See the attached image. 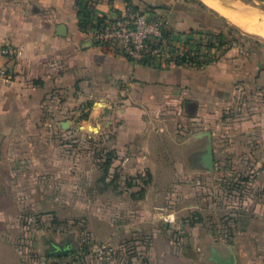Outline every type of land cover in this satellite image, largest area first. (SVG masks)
<instances>
[{
  "label": "crops",
  "instance_id": "0c3cea01",
  "mask_svg": "<svg viewBox=\"0 0 264 264\" xmlns=\"http://www.w3.org/2000/svg\"><path fill=\"white\" fill-rule=\"evenodd\" d=\"M74 2L0 0V264H31L23 242L36 232L25 222L30 225L37 212L71 207L74 195L91 191L89 156L75 155L67 136L89 126L115 154L109 174L127 179L115 191L108 179L106 185L99 181L104 196L97 204V234L103 243L145 245L147 264H214L213 256L231 254L235 264H264L252 214L264 210V199L240 202L235 215L229 211L236 208L227 207L236 218L229 224L226 216L227 226H220L189 219L173 184L195 171L187 163L194 153L198 177L210 176L218 162H241L242 194L263 195L264 53L232 44L199 65L135 64L95 43L93 26L78 28ZM149 2L89 0L92 23L129 3L162 12L174 33L199 28L191 0ZM65 122L69 127L62 129ZM58 128L64 138H57ZM204 132L210 133L212 170L200 164ZM137 175L148 183L143 198L132 199L142 187ZM90 204L82 196L80 207Z\"/></svg>",
  "mask_w": 264,
  "mask_h": 264
},
{
  "label": "rangeland",
  "instance_id": "374dc122",
  "mask_svg": "<svg viewBox=\"0 0 264 264\" xmlns=\"http://www.w3.org/2000/svg\"><path fill=\"white\" fill-rule=\"evenodd\" d=\"M157 1L158 0H150L149 3H157ZM196 1L198 0L192 1L195 4L193 5L195 7V11L191 9V13L195 14L193 15L194 20L197 24L200 23L201 25H204L211 35L203 37L199 47H193L194 44L191 42V48L187 47V53L189 52L188 59L194 61L196 58L195 60L202 63L214 59L219 54V50H215L214 46L210 49L208 46L210 41L214 40V34L222 35L220 36V40L222 42H228V44L231 45L234 44L241 46L244 44L245 46H251V43H261L260 45L263 47L262 54L264 53V38L242 30L220 13L204 4L202 1V4H198L200 2L197 3ZM159 2L160 4L162 3L161 1ZM223 2L225 3V5H223L224 7H229L235 10H237V8H242L244 11L247 10L249 12L253 11L256 14V20L263 19L264 0H223ZM169 5H171V3H169ZM201 5L204 6L201 7ZM148 9L149 6L145 4L142 8H140V11L147 16H153L154 18L158 17L164 20V28L166 29V32L170 34L167 35V37L175 35L173 28L168 25L167 16L159 11L150 12ZM240 20L246 26L250 28L257 27V29L264 33V25L263 23H259L258 20L255 22L249 21L244 17H241ZM215 41H218V39ZM156 42L157 41L154 43ZM244 48L247 49L248 47ZM169 50L170 49H168V51ZM172 50V52L171 50L169 52L172 53L173 58L176 53H182L179 50ZM258 50L259 47H257V49H252L251 52L256 53ZM168 64L169 63H165L164 65L170 66ZM84 115L85 113L83 114V117ZM55 131L57 138L65 137V132L62 129L58 128ZM98 135V129L92 128L91 126L86 129H80L74 134L67 135L68 138H71L74 141L73 145L75 146L72 147V150L75 155L84 156L88 154L89 156L91 191L88 192L87 195H74V203L71 207L69 204L68 206H64V204L60 205L57 210L37 212L31 215L33 221L30 225L25 222V226L27 225L29 229L32 227L36 232L34 237L29 235V239H27L28 242H23L24 245L30 249L25 254L31 260V264L36 259L40 260L41 257L47 259V262L54 264H147V259L143 254L145 245H140V247L136 249L133 241L129 239H124L121 243H118V245L108 243L105 244L98 237L97 228L99 213L102 211L97 209V204L99 199L104 196V193L99 192L101 184L98 179L101 176V163L103 157L110 151L109 148L103 144L100 136ZM189 155L187 156L188 168L194 169L195 171L188 170L189 176H187V178H178L173 180L175 181L173 184L177 186L176 188L180 189L179 195H182V199H179L180 196H175V200L179 201L180 204L181 202H184V205L187 206L189 209V214H187L189 215V219L191 217V220H196V217H199L200 220L203 219L206 222L212 221L213 224L218 223V225L223 226L227 224L223 220L224 217L227 216L226 219L228 220V223L231 224V219L236 217L229 216V214H237V210L240 209V202L249 201V203H251L259 202L261 198L264 199V193L263 195L258 193L242 194L243 186H245L246 181L242 179L241 169L243 164L241 162H218L217 170L215 172H213L210 176L203 175L204 178H200L201 176L198 177L196 174L200 169L195 166L192 161V159L194 160L195 158V154L191 153V156ZM188 158H190L189 162ZM244 166L248 167L247 165ZM256 169L258 168L253 169V172L250 175L254 176ZM110 172H113V167H111ZM251 180L253 179L251 178ZM126 183L127 179H118L117 183L110 185L109 190L115 191L118 186L123 187ZM139 187H137V189H139ZM111 195L112 194H106L105 196L112 197ZM82 196H84L85 200L88 199L90 201V208L82 209L80 207V203H82ZM77 202H79V204H77ZM231 206L236 209L229 211V214H226L227 207ZM199 207L203 209L202 215L200 214L201 211L199 210ZM107 212V215L113 217L112 210H108ZM252 212V214L256 215L254 228L258 229V234H261L259 236L261 239L259 244L263 246L264 210ZM214 227L217 228L216 226ZM225 230L226 229L224 228L223 231ZM28 231L31 232L30 230ZM50 241L61 246L68 244L73 249V252L64 256H49L47 253L50 251V243H52ZM255 243L258 244L257 241ZM102 246L105 248L103 249ZM263 259L264 258L262 257L261 260Z\"/></svg>",
  "mask_w": 264,
  "mask_h": 264
},
{
  "label": "built area",
  "instance_id": "2783aa9c",
  "mask_svg": "<svg viewBox=\"0 0 264 264\" xmlns=\"http://www.w3.org/2000/svg\"><path fill=\"white\" fill-rule=\"evenodd\" d=\"M164 25L165 21L158 17L150 18L125 6L118 15L105 18L93 29V39L102 48L121 53L132 63L139 64L143 59L152 57L160 66L165 63L171 66L174 65V58L168 49L182 52L183 47L181 42L171 37L168 40L163 38ZM155 41L157 42L154 44ZM2 53L11 54L5 48ZM0 74L4 75V71H0ZM47 261L41 257L32 264H54Z\"/></svg>",
  "mask_w": 264,
  "mask_h": 264
},
{
  "label": "trees",
  "instance_id": "16d2710c",
  "mask_svg": "<svg viewBox=\"0 0 264 264\" xmlns=\"http://www.w3.org/2000/svg\"><path fill=\"white\" fill-rule=\"evenodd\" d=\"M195 1V0H192ZM185 2V0H184ZM197 2V1H196ZM198 3V2H197ZM201 4V3H198ZM74 6L77 8V26L79 29L84 30L87 27H92L95 28L97 27V25L99 23H101L105 18H96L95 22L92 23V19H93V13H92V9L89 5V0H75L74 2ZM127 7H130L131 9H133L135 12L138 13H143L140 11V8H138L137 6L131 5L129 3L126 4ZM204 5H201V7ZM194 7V6H193ZM190 9H187V11H189ZM195 11V7L192 9ZM191 10V12H192ZM150 18H154L153 16H149ZM174 34V33H173ZM167 35H170L169 33L166 32V29L163 28V38H165V40H168L169 37H171L173 40L179 41L182 44V53L178 54L176 53V55H174V66H193V65H199V64H203L200 61H197L194 59V61H191L190 59H188V53H187V47L191 48V44L193 43L194 46L193 47H199L201 40L203 37H205L206 35H211L207 29L205 27H203L201 24H199V28H191L190 30H188V32H181V33H175V35H171L169 37H167ZM215 37L214 40L210 41L209 43V47L211 49V47H215V50H222V48H224L228 42H222L220 40V34H214ZM217 36V37H216ZM218 41H215L217 40ZM192 42V43H191ZM217 42V43H215ZM155 44V43H154ZM217 44V45H216ZM243 47H248L247 50L248 51H252V49H257V47H259L258 52L261 54L263 51V47L261 45H258V43H251L250 45H244ZM171 52L173 51L172 49H170ZM212 58V57H211ZM198 59V58H197ZM213 60V59H212ZM211 60H209L208 62H210ZM205 62V63H208ZM139 64L141 65H147V66H160V64H158L154 58L152 57H147L145 59H143ZM113 159H115V154L113 151H109L107 152L102 160L101 163V178L99 179V181L103 184L106 185V180L108 179V184L112 185L117 183V180L119 178V176L116 173L113 174H109V169L111 167V164L113 162ZM110 177V179H109ZM133 179H136L137 181L140 180V183H142V187L139 188L138 191L131 193V198L132 199H141L144 196V186L148 183V177L144 176L141 177V175H137L136 177H134ZM129 186V184H128ZM116 187V185H115Z\"/></svg>",
  "mask_w": 264,
  "mask_h": 264
},
{
  "label": "water",
  "instance_id": "95a60500",
  "mask_svg": "<svg viewBox=\"0 0 264 264\" xmlns=\"http://www.w3.org/2000/svg\"><path fill=\"white\" fill-rule=\"evenodd\" d=\"M63 28H61L62 30ZM68 123H63L61 128L67 129ZM204 137L207 138V143L204 148V153L200 156V164L202 167L207 170H212L213 168V156H212V144L210 139V133L204 132L202 133ZM73 252V249L67 244L64 246L56 245L52 242V250L47 253L49 256H64ZM214 264H235L234 256L231 254L227 258H221L219 256H213Z\"/></svg>",
  "mask_w": 264,
  "mask_h": 264
},
{
  "label": "bare ground",
  "instance_id": "6f19581e",
  "mask_svg": "<svg viewBox=\"0 0 264 264\" xmlns=\"http://www.w3.org/2000/svg\"><path fill=\"white\" fill-rule=\"evenodd\" d=\"M203 1L207 5H209L210 7L214 8L215 10H217L223 16L228 18L231 22H233L234 24H236L237 26L242 28L243 30L248 31V32L258 33L259 35L264 37V33L262 31H260L259 29H257V27L250 28V27L246 26L240 20L241 17H244V18L248 19L249 21H254L255 22V21L258 20L259 23H263V25H264V15L262 17L263 19H257L256 20V18H255L256 14L253 11L249 12L247 10L244 11L242 8H237V10H235V9H232V8H229V7H224L223 5H225V3H224L225 1L223 2V0H203Z\"/></svg>",
  "mask_w": 264,
  "mask_h": 264
},
{
  "label": "flooded vegetation",
  "instance_id": "af4514ba",
  "mask_svg": "<svg viewBox=\"0 0 264 264\" xmlns=\"http://www.w3.org/2000/svg\"><path fill=\"white\" fill-rule=\"evenodd\" d=\"M52 242V241H51ZM51 249H52V245H51V243H50V251H51Z\"/></svg>",
  "mask_w": 264,
  "mask_h": 264
}]
</instances>
